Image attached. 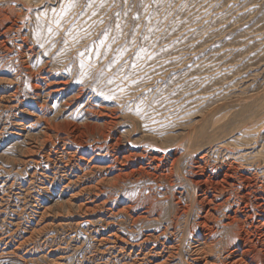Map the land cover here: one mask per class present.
<instances>
[{"label": "rangeland", "instance_id": "374dc122", "mask_svg": "<svg viewBox=\"0 0 264 264\" xmlns=\"http://www.w3.org/2000/svg\"><path fill=\"white\" fill-rule=\"evenodd\" d=\"M4 92L14 100L0 110V264L133 263L136 253L98 246L114 231L133 244L152 235L145 253L192 264L205 215L188 180L195 148L205 143L213 172L264 153V0H0ZM69 123L87 138L77 152L58 139ZM47 124H59L50 139ZM69 157L91 187L86 216L68 205L76 187L61 191ZM218 214L214 259L230 229Z\"/></svg>", "mask_w": 264, "mask_h": 264}, {"label": "bare ground", "instance_id": "6f19581e", "mask_svg": "<svg viewBox=\"0 0 264 264\" xmlns=\"http://www.w3.org/2000/svg\"><path fill=\"white\" fill-rule=\"evenodd\" d=\"M13 96H14L13 92H4V93L0 94V110H2V107H5V108L11 107L12 100H14ZM15 124H16V126L17 125L21 126L22 127L21 130L25 129V122L24 121L17 120V121H15ZM32 126H33V124H32ZM46 128L48 129V132H49V134L48 133L46 134L47 138L50 139V138H52L53 134H55V133H51V132L52 131L55 132V130H58L59 124H52V125L47 124ZM62 132H64V131H62ZM204 134H205V131H204ZM205 136H208V135H205ZM215 137H216V135H215ZM201 138L203 140V137H201ZM204 138H206V137H204ZM58 139L63 141L64 143H66V145L71 144V145L76 146L77 147L76 152L79 151L80 148H83L87 145V140H86L87 138L86 139L84 138L82 126L78 123L67 124L65 132L63 133V136L62 137L60 136V138H58ZM193 139H195V138H193ZM217 142H218V140H217ZM31 143H30V145H31ZM214 143H216V141ZM212 145H213V143H212ZM220 145L221 144H219L218 146H220ZM36 146L34 145L33 147H36ZM192 146H194V145H192ZM192 146L190 148H192ZM42 147H41V149H42ZM226 147L227 146H225L224 148H226ZM202 148H205V149L201 150ZM224 148H221V150H223ZM95 149H94V151H95ZM195 149L201 150L203 152H202V155L200 154L199 156L197 155L198 156L197 158L195 157L196 160H194V164H193L194 166L191 167L192 169L190 172V176L188 177V180H189L190 184L195 189V190L193 189L195 192L194 194L196 196V199L199 200V203L201 204L202 208L204 209L205 215H203V217H201V220L196 223L197 229L195 230V232L197 233V235L195 237H197V238H195V239L196 240L198 239L199 242H201L199 244H202V246H200L199 248L197 246V248L195 249L196 256L193 257V259H191V260H193L192 264H264V153L263 154L262 153L255 154L253 152H247V154H245L246 152L244 151L245 153H243L242 155L245 154V156H242V157L245 158V160H244L245 162H243V163H241L240 161L238 162L235 157H233V159H227V160L224 158L225 161L223 160V162L220 164L217 163L218 165L215 167V172H213V171H211L213 168L210 170L211 162L209 163V161L206 159L208 157L207 156L208 154L206 153L207 147H205V143L203 145L195 148ZM221 150H218V151H221ZM38 151H40V150H38ZM191 151L192 150H190L189 153H191ZM208 151H209V149H208ZM36 152H37V149H31V150L29 149L28 157L33 156V154ZM229 153H230V151H229ZM237 154H239V153H237ZM227 155H229V154H227ZM46 156H47V158L50 157L49 154H47V153H46ZM239 156H241V155H239ZM124 157L126 158V156H124ZM155 157H157V156H155ZM95 158L96 157L93 156V159H95ZM28 159L33 160L34 158L29 157ZM119 160H120V156L112 158L109 161V165H107V168L113 169V168L117 167ZM120 161H122V160H120ZM160 161H161V159H160ZM120 164H122V163L120 162ZM63 167L65 168V170H64L65 173L61 176L62 178L60 179L61 180L60 181L61 182V191L65 193L66 191H69L68 189L76 187V189H74V190L71 189L72 192H71V194H69L68 205L72 209L75 207L78 212H80L81 214L86 216V214L89 211L93 210L91 207L93 202L91 201L92 199L90 200V198H88L87 196L85 197V194L88 193L87 190L89 191L91 189V187H89V186H82L81 187L82 180L85 177L84 174L80 173V171L83 170L82 164L78 163L77 159L70 158L64 163ZM121 173H123V172H121ZM260 173H262V174L260 175ZM120 175H122V174H119V176ZM47 179H49V178H46L45 180H47ZM47 187H48L47 181H44L43 185H42V189H46ZM96 188H98V186ZM93 190H95V189H93ZM97 192H98V190H97ZM100 192H101V190H100ZM100 192L97 194H100ZM28 194H29V190L26 192V196ZM0 204H2V203H0ZM131 205H133V204H131ZM40 208H41V206H40ZM220 210H222L223 216L227 220L226 225H228L230 229L227 233V241H226V244L224 246V251L226 252V255H224L220 259H214L211 257L212 253H210V252L213 250V244L215 242L213 237H214V234H215L217 228L215 227V224L212 223V221L218 220V215H219L218 212ZM1 212H2V210H1ZM40 214H41V216L45 215L44 212H41ZM150 214H152L151 213V207L145 206L144 210L142 211V214L140 216H147ZM156 214H158V213L156 212ZM87 215H89V214H87ZM107 224L109 225V223H106V225ZM224 225H225V223H224ZM33 233H34V231H33ZM29 237L31 239V236H29ZM153 237H154V235H153ZM149 238H147L146 240L144 239L145 241H141L139 243L133 244L134 242L131 243L130 240L128 239V237L126 238L125 236H123L119 232L114 231L111 234H109L107 237L103 236L99 240L98 239L97 240L99 242V244H98L99 247L100 246H106L107 250H109V252L110 251H112L113 253L117 252V254L123 255L124 258H126V255L130 256L133 253H136L135 258L132 259L133 263H128L130 261L129 260L128 262L126 261L124 264H165V263L169 262L171 260V258L173 257V255L168 254L165 258L166 252L164 249L161 250L160 252H157L155 249H153L154 247H152L149 250L150 252H148L149 254L144 252L146 247H145V245L143 246V244L150 241ZM20 243H23V242H20ZM157 244H159V243H157ZM171 246H170V248H172ZM16 247H18V246H16ZM16 247L9 246V247L5 248V250H7L6 252L9 253V252L14 251V248H15V250L16 249L18 250V248H16ZM171 251H173V249ZM176 252H178V251H176ZM168 253H169V250H168ZM111 256H112V253H111ZM174 257H177V256H174Z\"/></svg>", "mask_w": 264, "mask_h": 264}]
</instances>
